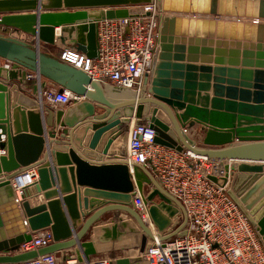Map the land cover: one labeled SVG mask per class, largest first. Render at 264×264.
Masks as SVG:
<instances>
[{"label": "water", "instance_id": "95a60500", "mask_svg": "<svg viewBox=\"0 0 264 264\" xmlns=\"http://www.w3.org/2000/svg\"><path fill=\"white\" fill-rule=\"evenodd\" d=\"M155 3L166 15L161 20L155 75L150 87L145 81L142 95L114 102L105 96L103 84L41 52L42 44L55 46L57 41L65 43L69 39L78 51L97 58L99 22L134 16L130 8ZM92 8L108 9L70 12ZM23 11L49 13L10 15ZM0 27L34 38L32 44L0 32V62H5L0 65V80L7 82L0 81V150L7 153L0 156V178H3L0 196L8 198L0 207V254H14L0 256V264H30L38 257L57 255L73 248L78 264H91L98 250L92 241L83 239L108 212L126 213L142 231L138 255L110 264H145L142 255L147 252L149 241H167L187 235L184 207L146 168L130 165L125 159L88 161L77 153L92 129L89 151L85 154L93 156L97 151L107 155L134 118L135 127L153 132L157 145L221 162H243L225 163L224 176L208 178L228 188V195L264 241V167L244 163L264 162V152L253 153L264 149V0H0ZM57 27H62L58 38ZM212 56L217 58L212 59ZM199 62L216 66H197ZM34 75L39 80L55 83L60 92L68 90L85 99L69 109L45 112L42 95L47 82L41 87L32 86ZM240 77L242 81H238ZM24 86L31 88V96L23 92ZM211 87L214 99L210 101L202 93ZM238 96L241 103L236 102ZM11 98L13 132L7 127ZM242 122H246L245 125ZM197 124L206 132L203 141L206 146L232 144L234 139L251 143L219 151L198 148L186 134ZM3 136L6 141L2 140ZM58 137L68 140L65 148L69 160L66 154L51 151L54 143H61ZM46 138L52 141L48 142L44 153L45 161L39 162ZM139 138L143 140L144 136ZM52 155L57 157L58 170L47 163ZM71 163L75 167L65 168ZM34 167L38 168L39 180L24 188L19 201L12 181L19 182V175ZM55 173L59 175L62 192L71 195L49 201L56 196V192L50 190L56 184ZM77 185L91 188L85 191L84 200L78 189L73 188ZM145 185L152 187L145 204L149 205V222L154 228L133 206V193L137 190L143 193ZM42 192L49 202L31 207L29 198L36 199ZM90 196L106 200L108 204L83 223L86 216L80 209H89ZM23 216L27 218L28 230ZM120 221L126 232L102 228L101 242L137 235L135 228ZM43 229L52 231V245L17 253L21 244ZM76 231L78 233L74 234Z\"/></svg>", "mask_w": 264, "mask_h": 264}, {"label": "built area", "instance_id": "2783aa9c", "mask_svg": "<svg viewBox=\"0 0 264 264\" xmlns=\"http://www.w3.org/2000/svg\"><path fill=\"white\" fill-rule=\"evenodd\" d=\"M164 15L155 3L137 7L134 16L101 21L97 58H89L76 48L64 46L59 60L101 84L108 83L140 95L145 81L150 87L155 75ZM42 96L51 110L64 109L85 99L68 90L60 92L59 88L45 90ZM140 135L144 136L143 140ZM153 139V132L135 127L125 160L130 165L146 168L161 187L180 202L187 217L184 228L187 235L167 241H149L148 250L142 255L145 263L264 264V241L259 231L228 195V188L208 178L225 175L223 162L188 151L178 152L155 144ZM19 176V182L12 181L16 194L39 180L38 168H31ZM151 189L145 185L143 193L138 190L133 193V206L143 219L148 215L149 205L145 200ZM151 226L154 228L152 223ZM53 243L52 231L43 229L21 244L17 253L38 251ZM30 264H77V261L73 258L62 261L55 255H45Z\"/></svg>", "mask_w": 264, "mask_h": 264}, {"label": "crops", "instance_id": "0c3cea01", "mask_svg": "<svg viewBox=\"0 0 264 264\" xmlns=\"http://www.w3.org/2000/svg\"><path fill=\"white\" fill-rule=\"evenodd\" d=\"M118 8H125V7H118ZM106 10L108 8H92V9H75V10H71L70 12H77V11H86V12H90V11H101V10ZM131 11H133L134 13L137 10V7L135 8H130ZM45 13H49L48 11H40V12H36V11H23V12H19V13H13L10 15H27V14H45ZM244 21H249L244 19ZM61 29L62 27H57L55 29L56 31V37L58 38L61 34ZM0 32H3L7 35H10L12 37L27 41L29 43H34V38L25 35L22 32L16 31L14 29H9V28H5V27H0ZM67 35V34H65ZM67 37V36H65ZM64 46H68L71 48H74V45L72 43L71 40H67L65 43H61L60 41H57V44L55 46H50V45H45L42 44L41 45V52L45 53V54H49L52 57H55L57 59L60 58L61 53H62V49ZM188 55V54H186ZM201 57V56H200ZM216 56H212V59H216ZM227 59H229V57H227ZM242 60V57L240 58ZM3 63H5L4 61L0 62V65H2ZM197 66H201V65H208L211 67H215L216 65L213 64H202V63H197ZM214 78V76H213ZM32 86H37V87H41V84L43 82H47V86L45 90H49V89H55V88H59L55 83L47 80V79H41L39 80V78L33 77L32 79ZM3 83H7L4 80H0ZM238 81H242L241 77L238 79ZM213 83V82H212ZM104 85V94L107 98H109L110 100L117 102L121 99H125V98H131V97H135L137 96L135 92L131 91V90H120L117 89L116 87H114L111 84H103ZM23 92H25L26 94L30 95L31 93V88L28 86H24L22 88ZM44 90V91H45ZM142 95V94H141ZM226 95V94H225ZM31 96V95H30ZM202 96H208L210 101L212 99H214V90L213 87H211V89L208 92H203ZM226 97V96H225ZM240 96H238L237 98V103H241ZM224 101H227L226 98H223ZM27 100V99H26ZM13 99L11 98L10 103H9V109L7 110V112H9V117H10V125H8L7 127L11 129V131L13 132ZM27 103H30V100H27ZM77 103H73L71 106L64 108V109H69L73 106H75ZM43 108L44 111L46 112L47 110H51L48 105L43 102ZM11 106V107H10ZM211 107V104L209 105V109ZM58 109H63V108H57L55 110ZM26 111H28L27 109H25ZM53 110V111H55ZM180 114L182 112H179ZM238 115V114H237ZM47 116V114L44 115V117ZM148 117V116H147ZM135 121L136 119L134 118L132 120V124L130 126V129L125 128V133L123 134V136H121L116 142H114V144L112 145V147L110 148L109 152L107 155H103L102 152H94L95 154H93V156L90 155H86L85 151H89V143L91 140V137L93 135V130L90 129L83 141V147L82 149H77V153L85 158L88 161H94V160H100V161H108L109 159H126V154H127V145L130 141V136H131V131L135 128ZM238 122V120H236V123ZM246 122H242V124L245 125ZM237 125V124H236ZM47 130H49V128H46ZM62 129V128H61ZM202 126L201 125H196L195 128L189 130L186 132V134L196 143V146L198 148H202V149H210V150H215V151H219V150H224V149H229L230 147H233L234 145H244L247 143H251V142H240L237 139L233 140L232 144H226L223 146H206L203 144V141L206 137L205 135V131H202ZM207 131V130H206ZM0 135H1V130H0ZM3 141H6V137L3 136L2 138ZM58 140L61 142L59 144H53L51 146V151H56V152H60L63 154H66L69 160V155H68V150L65 148L67 145H65L68 140L65 138H59ZM46 144H45V149L43 152V156L40 158L39 162H43L45 160H43V157L45 156V151L46 149H48V142H51L52 140L50 138H46L45 139ZM263 153L264 149L262 150H255L253 151V153H259V152ZM264 154V153H263ZM2 155H7L6 152H3L2 150H0V156ZM219 161V160H218ZM232 163V164H238V163H243L240 161H228V160H224L223 164L225 163ZM47 163L50 164L51 168H53V170H58L60 168L59 166V162L57 160V157L55 155L50 156L49 159H47ZM244 163H248L249 165H261L264 167V162H256V161H252V162H244ZM70 167H75L74 164L71 163V165L69 166H65V168H70ZM264 173V172H263ZM54 178L56 181V184L50 189L51 191H55L56 192V196L49 201H54V200H62L64 197L71 195V194H64L62 192V185H61V181L59 180V175H57L56 173L54 174ZM3 179L2 177L0 178V180ZM133 181H135L133 179ZM71 185H72V181H70ZM74 189H78V193L81 197L82 200L85 199L84 193L86 190H89L91 188H88L86 186H79L77 185V187H73ZM72 193V192H71ZM20 195V194H19ZM18 193H17V199L19 201H21V196L19 197ZM89 200V209L86 210L84 207L82 209H80V212L82 215L86 216V219H83V223H85V221L89 218L90 215H93L96 211L100 210L104 205L108 204V201L100 199V198H96L94 196H90L88 198ZM8 198L6 195L0 196V207L4 206L5 203H7ZM48 200L45 199L44 197V192H42L41 194L37 195L36 199H34L33 197L29 198V202L31 204V207H36L42 204H47L49 202ZM120 219H122L124 222L128 223L129 227H133L135 228L138 233L137 235H126L123 236L120 239H113L111 241H109L108 243H104L100 241V238L103 235L102 232V228H117L115 231L116 233L119 232H126V230L122 227V223L120 221ZM23 220L26 221V226L25 228L28 230L29 229V225L27 223V218L23 216ZM79 231V230H78ZM78 231L74 232V234L78 233ZM140 229L138 227V225L135 223V221L126 213L121 212V211H116V212H108L106 213L104 216H102L92 227V229L90 230V232L87 234V236L83 239V241H92L95 244L96 249L98 250V255L94 256L91 258V264H97V263H106V264H110V262L113 261H117V260H121V259H131L134 258L138 255V247H139V242H140ZM73 239V237L71 238ZM75 248L71 249V250H67L64 252H61L57 255H55L57 258H59V260H62L63 257H68V259L73 258L75 259V255L72 253L74 252ZM8 256V255H14L13 253H8V254H4L1 253L0 256ZM65 261V260H62ZM33 261H30V263ZM22 264H27V263H22ZM146 264V263H145Z\"/></svg>", "mask_w": 264, "mask_h": 264}, {"label": "bare ground", "instance_id": "6f19581e", "mask_svg": "<svg viewBox=\"0 0 264 264\" xmlns=\"http://www.w3.org/2000/svg\"><path fill=\"white\" fill-rule=\"evenodd\" d=\"M166 15V14H165ZM130 129V128H129ZM229 163V162H228ZM19 179H20V176H19ZM20 193H18V195H19ZM21 196V194L19 195V197ZM144 219H146V221H147V223H149L150 224V226H151V223L149 222V216L147 215V214H145V217H144ZM152 228V227H151Z\"/></svg>", "mask_w": 264, "mask_h": 264}, {"label": "rangeland", "instance_id": "374dc122", "mask_svg": "<svg viewBox=\"0 0 264 264\" xmlns=\"http://www.w3.org/2000/svg\"><path fill=\"white\" fill-rule=\"evenodd\" d=\"M139 229H140V228H139ZM140 232H142L141 229H140ZM74 260H76V259H74ZM76 261H77V260H76ZM77 264H78V263H77Z\"/></svg>", "mask_w": 264, "mask_h": 264}]
</instances>
